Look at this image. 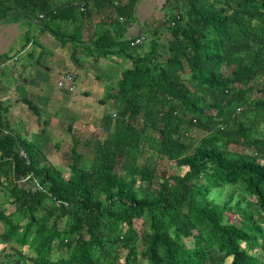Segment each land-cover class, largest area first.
<instances>
[{
    "label": "trees",
    "instance_id": "1",
    "mask_svg": "<svg viewBox=\"0 0 264 264\" xmlns=\"http://www.w3.org/2000/svg\"><path fill=\"white\" fill-rule=\"evenodd\" d=\"M5 2L45 27L62 6ZM157 12L127 46L107 128L73 139L66 173L0 109V238L22 255L0 264H264L249 252L264 248V0H162Z\"/></svg>",
    "mask_w": 264,
    "mask_h": 264
},
{
    "label": "crops",
    "instance_id": "2",
    "mask_svg": "<svg viewBox=\"0 0 264 264\" xmlns=\"http://www.w3.org/2000/svg\"><path fill=\"white\" fill-rule=\"evenodd\" d=\"M58 1V18L49 27L14 2L0 4V109L11 130L67 172L73 139H92L108 126L116 84L131 64L127 46L158 21L157 9L146 15L150 0ZM104 32L112 38L99 47ZM66 74L73 80L59 88ZM81 152L90 161L91 153L84 147Z\"/></svg>",
    "mask_w": 264,
    "mask_h": 264
},
{
    "label": "rangeland",
    "instance_id": "3",
    "mask_svg": "<svg viewBox=\"0 0 264 264\" xmlns=\"http://www.w3.org/2000/svg\"><path fill=\"white\" fill-rule=\"evenodd\" d=\"M161 1L162 0H150V6L148 4L149 9H148L146 15H150V13L152 11L154 12V9H157V7L159 6ZM152 6H153V8H152ZM157 15H159L158 12H154V16L153 17L155 18ZM67 158H68V161H70V156H68ZM168 168L171 171V173H177V174H180V175L185 174V172L187 171V168H185V167L177 168V167L174 166V164H170ZM64 173H66V172L64 171ZM224 196H225L224 192L215 196L217 198L215 200V202L219 203V205L221 207L223 206V201L225 199ZM247 199H250L251 201H254L253 197H248ZM1 200H3V199H1ZM252 207H253V209H256L257 208L256 203H253ZM223 212H224V215L226 216V218L229 221L231 220L234 223L238 222L239 218L241 219V213H239V214L238 213H233L228 208L226 210H224ZM147 220H148V218L145 217L143 220L136 221V224H135L136 228L137 229L142 228L144 221H147ZM19 221L23 223L22 219H19ZM6 242H7L6 240H3V239L0 238V261H6V259L11 261L15 256H18V257L22 256L20 254V251H19L20 247L17 244L13 243L11 245V244H7ZM242 246L246 247V245L244 243H242ZM249 252L252 255L257 256L260 260L264 261V248L263 247L257 246L256 248H254L253 250H251ZM8 253H10V256L6 258V255ZM55 255L58 256L59 254L56 253Z\"/></svg>",
    "mask_w": 264,
    "mask_h": 264
},
{
    "label": "built area",
    "instance_id": "4",
    "mask_svg": "<svg viewBox=\"0 0 264 264\" xmlns=\"http://www.w3.org/2000/svg\"><path fill=\"white\" fill-rule=\"evenodd\" d=\"M74 5H78V3L74 2L73 3ZM80 10H84V7L83 6H80ZM39 18H43V14H38ZM168 19V17L166 18ZM145 39L144 38H141V37H136L134 38L132 41H131V45L132 46H135V45H138V44H141ZM73 80V77L71 74H66L64 76H62L58 82H57V86L59 88H64L66 86V81H72ZM69 91H75V87L74 85H71L68 87ZM21 155L24 156V153L21 152ZM33 188H36V189H41V185L39 184V182L37 180H33Z\"/></svg>",
    "mask_w": 264,
    "mask_h": 264
}]
</instances>
